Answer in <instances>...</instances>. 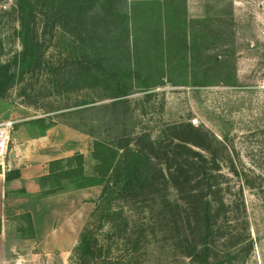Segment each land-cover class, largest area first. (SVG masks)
<instances>
[{
    "label": "trees",
    "instance_id": "obj_1",
    "mask_svg": "<svg viewBox=\"0 0 264 264\" xmlns=\"http://www.w3.org/2000/svg\"><path fill=\"white\" fill-rule=\"evenodd\" d=\"M15 2L22 49L13 57L15 69L11 62L0 60V99L4 100L27 76H34L45 68L48 94L94 88L105 90L100 101L109 99L100 105H92L94 100L48 105L43 110L44 115L26 121L34 126V132L44 133L57 125L58 118L63 121L66 117H78L86 126L80 130L93 139L92 172H86L84 155L76 151L69 157L50 161L46 173L38 179L44 197L69 190L100 188L94 208L72 248L71 264H142L139 254L143 241L156 239L158 232L164 230L175 240L174 247L196 264H223L221 260L210 259V243L215 234L219 236L220 213L226 211L222 204L217 205L222 202L221 188L219 176L213 170L229 161L227 164L234 171L227 146L202 126L146 130L138 135L140 131L127 129L128 122L135 116L128 96L142 93L144 103L152 104L157 95L154 90L167 83L235 86L232 67L226 64L230 62L219 60V79L206 81V77H212V69L201 67L197 61L201 57L197 53L200 44L207 42L211 48H218L234 36L233 1H224L222 7L216 5L212 8L214 11L202 19L188 18L186 0ZM63 25L81 27L89 38L77 53L50 64L44 59L40 46ZM198 34H201L200 42L195 41ZM118 50L120 56L116 57ZM150 54L154 55L151 60ZM155 56L160 60L157 64ZM153 107L155 112V102ZM105 109L109 118L103 124L99 115L89 120L84 117L87 112L99 114ZM69 126L77 128L73 124ZM19 176L18 170L5 171L6 181ZM170 184L177 193L190 194L198 203L200 234L197 243L184 230L181 204L176 197L171 198ZM146 203L153 206L149 209L148 221L140 219L131 225L123 208ZM235 206L236 211H231L235 216L244 211L239 209L240 205L235 203ZM29 228L32 230L31 224ZM247 228L245 223L241 232L232 233L234 245L249 235ZM103 236L106 239L101 240ZM119 241L124 255L112 259V244ZM252 246V242H247L235 255L246 256Z\"/></svg>",
    "mask_w": 264,
    "mask_h": 264
},
{
    "label": "rangeland",
    "instance_id": "obj_2",
    "mask_svg": "<svg viewBox=\"0 0 264 264\" xmlns=\"http://www.w3.org/2000/svg\"><path fill=\"white\" fill-rule=\"evenodd\" d=\"M31 1L37 2V0ZM203 1L205 0L190 3L189 19H202L199 17L203 14ZM207 1H216L207 7L206 14H211L214 11L212 8L216 5L222 7L225 0ZM218 1L223 3L219 4ZM131 12L133 11L131 10ZM233 14L235 19V25L232 28L234 36H230L226 45H219L218 48L216 46L211 48V44L207 42L200 44L197 53L201 57L198 60L195 58L194 61L197 60L201 67H211L212 77H206L204 79L206 81H211L214 78L219 79L217 70L219 60L230 62L226 64H230L232 67L236 85L229 86L218 83L200 87L190 84L174 86L167 83L154 90L157 95L152 104L144 103L142 93L129 95L128 98L131 100L130 105L135 116L128 122L127 129L140 131L138 135H141L146 130L160 131L170 127L188 129L189 126H202L224 143L228 148L234 171L227 164L229 161L221 163L213 170L219 176L221 188L220 201L222 202L217 205L222 204L224 209L226 207V211L220 213L217 233L219 236L217 237L215 234L210 243V259L212 261L221 260L223 264H264V0H240L237 4H233ZM76 27L70 28L63 25L55 29L56 32H53L51 41L47 38L40 46L44 53V59L50 64H56L59 59L77 53L88 40L89 34L81 27ZM18 30L19 16L15 0H12L11 3L8 0H0V60L3 63L11 62L14 69L16 65L13 63V57L18 55L22 49ZM199 36L201 34L195 38L196 42H200L198 41ZM210 36L212 37V34ZM204 40L207 41V37ZM102 48L103 44L100 45V49ZM194 54L197 55L196 52ZM115 56H120L119 50L115 52ZM153 56L150 54L149 60ZM155 58L157 57L155 56ZM159 61L157 58L156 64ZM45 71L46 68L39 70L34 76H27L9 91L4 100L0 99V105H4L5 108L19 109V116L11 120L34 115L42 116L44 108L48 105L60 106L76 101L91 100L95 101L92 105L109 102V99L100 101L105 95V90L94 88H83L77 91L75 89L61 95L56 92L48 94ZM27 94H31V96L29 97ZM154 102L155 112L153 110ZM98 115L101 117V124L103 121H108V109L101 110L99 114L87 112L84 117L89 120ZM56 120L59 121L56 124L69 130L68 136L73 139V148L79 149L83 153L85 168L87 172H92L94 161L90 151L93 139L80 130L82 126L86 129L85 121L78 117H66L63 121L62 119L60 121L59 118ZM70 124L77 128L70 127ZM10 140L11 138L8 149ZM169 189L171 198L176 197L181 204L180 217L184 221L186 234L193 237L197 243L200 234L198 203L190 194L177 193L171 184ZM99 190L100 188L96 187L88 193H82L81 196L78 194L79 192H76L74 207L69 215L66 214L68 220L56 219L55 223L59 225L53 228V232L58 233L60 248V242L66 236L70 241L69 248L72 243L74 245L77 243L78 234L90 211L94 208V201ZM235 203L240 205V210L244 209L243 212H238L237 216L231 212L236 211ZM152 207L146 203L144 206L136 207L129 205L123 210L132 225V222H138L140 219L148 221L147 217L151 214L149 209ZM49 208L56 209L57 206L51 203ZM60 208L56 213L58 217L62 215V211L66 212L65 207V209ZM245 223L248 226L249 235L242 242L234 245L232 233L241 232ZM50 230L52 229L44 227L38 229L37 239H42L45 242L42 254L38 252L36 241L27 237L28 249L25 264H71L72 249L59 248L57 251L54 248L53 251L58 253L53 256L45 254L50 250L49 245L46 244L48 241L46 236ZM29 232L30 229L22 228V235H28ZM103 239H106L105 236L101 240ZM34 241L36 243L35 246L33 245L34 248L30 247ZM174 241L173 237L168 234V230L158 232L156 239L151 238L149 242L143 241V250L141 249L142 252L139 254L142 264H196L182 250L174 247ZM247 242L253 244L249 254L246 256L235 255L236 251ZM122 250L123 246L120 241L112 244L110 258L115 259L124 255ZM36 253L39 256L34 255ZM135 254L137 253L135 252Z\"/></svg>",
    "mask_w": 264,
    "mask_h": 264
},
{
    "label": "crops",
    "instance_id": "obj_3",
    "mask_svg": "<svg viewBox=\"0 0 264 264\" xmlns=\"http://www.w3.org/2000/svg\"><path fill=\"white\" fill-rule=\"evenodd\" d=\"M192 1L198 0H186L187 15L190 14V3ZM206 1L202 3L204 9L202 10V16L199 18L206 17L207 7L216 2ZM232 1L233 4H237L240 0ZM18 110L0 105V122L19 116ZM38 117L40 115L14 120L15 124L10 134V145L5 158L6 169L0 172V264H25L28 249L27 237L37 243L34 241L30 247L34 248L36 244L38 252L42 254L45 242L42 239H37L39 236L38 229L42 227L52 229L48 231L46 236L48 240L46 244L49 245L50 250L45 254L53 256V254L58 253L53 251L54 248L57 251L60 248L58 233L53 232V228L59 225L55 223L56 219L60 221L68 220L66 214L69 215L72 207H74L76 192H79L78 194L81 196L82 193H88L96 188L89 187L80 190H69L47 197L41 196L42 189L39 186L38 179L46 173L48 163L55 159L69 157L76 151L82 152L73 148L74 142L68 136L70 134L69 130L58 124L44 133L34 132V126L27 124V122ZM6 170H18L20 176L6 181ZM51 203L55 204L57 208H49ZM64 207L66 212L62 211V215L58 217L56 214L58 213L57 209H65ZM54 211L56 212L52 215ZM63 213L65 214L63 215ZM29 224H31L32 230L28 235H22V228L30 229ZM60 243L62 249L69 248L70 241H68L67 236ZM73 247L74 244L72 243L69 249ZM34 255L39 256L38 253Z\"/></svg>",
    "mask_w": 264,
    "mask_h": 264
},
{
    "label": "built area",
    "instance_id": "obj_4",
    "mask_svg": "<svg viewBox=\"0 0 264 264\" xmlns=\"http://www.w3.org/2000/svg\"><path fill=\"white\" fill-rule=\"evenodd\" d=\"M8 1L10 3L12 2V0ZM6 6H4V8H6ZM14 124L15 121L13 120H5L0 122V166L2 170L6 169L5 158L8 150L10 133L13 129Z\"/></svg>",
    "mask_w": 264,
    "mask_h": 264
}]
</instances>
